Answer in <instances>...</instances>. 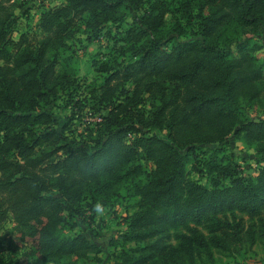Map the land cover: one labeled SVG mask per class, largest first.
Returning <instances> with one entry per match:
<instances>
[{
	"label": "trees",
	"instance_id": "1",
	"mask_svg": "<svg viewBox=\"0 0 264 264\" xmlns=\"http://www.w3.org/2000/svg\"><path fill=\"white\" fill-rule=\"evenodd\" d=\"M31 1L0 0V224L12 223L13 264H190L223 239L264 238V164L244 176L227 150L240 137L264 163V119L241 117L264 108L251 43L264 0H63L41 3L24 30ZM107 28L112 46L85 86L76 43ZM63 99L68 118L54 112ZM84 100L102 120L79 138ZM130 200L113 250L65 234L97 204ZM236 211L259 226L233 225Z\"/></svg>",
	"mask_w": 264,
	"mask_h": 264
},
{
	"label": "rangeland",
	"instance_id": "2",
	"mask_svg": "<svg viewBox=\"0 0 264 264\" xmlns=\"http://www.w3.org/2000/svg\"><path fill=\"white\" fill-rule=\"evenodd\" d=\"M63 0H32L30 2V13L31 17L28 19L26 17L29 7L18 11L20 16L21 29L33 28L35 22L38 20L40 15V4L46 3L55 5L57 2ZM26 12V13H25ZM113 29V34H116L117 30L115 27H109ZM99 37L98 40L88 44V47L83 50L84 44L76 43L79 53V78L82 82L85 83V86L93 81L97 76L95 72L94 60L102 57L101 54L108 52L109 46H112L113 40L110 39L107 30ZM84 40V36H81ZM251 43H255L261 46L259 50L256 51V55L264 60V37L261 36H252ZM233 51L237 53V48L234 46ZM65 99L59 101L55 107V113L61 118H68L71 115L70 107H66ZM82 106L87 107V101L84 100L81 102L78 110H82V115L80 117L76 116V119L72 122V128H76L75 136L81 138L80 133L84 132L86 125H93L98 121L102 113H96L94 109L87 107L84 109ZM73 110V109H72ZM106 113V112H105ZM243 119L256 120L264 119V108L262 107H246L241 113ZM72 134V136H74ZM229 153H232L236 156L238 164L241 166L242 174L245 176L251 174H257L258 170L264 164L260 157L257 155L254 147L247 144L242 138L235 137L232 135L230 137V143L227 148ZM145 167L147 170H151L153 165L151 162L146 161ZM196 179H199L197 174L194 175ZM133 202L123 201L117 204L115 207H105L102 206L104 211L103 214H98L95 211V208L91 211H88L87 222L88 226L82 224L73 231H65L66 235L80 234L85 233L90 236L96 235L98 244L102 245L103 248H113L109 246L113 237L119 233H123L127 230V216L130 212H133L132 208ZM236 214V215H235ZM235 214L230 215L229 221L232 224L241 223L242 227L245 225V228H249L253 223H256L258 226L257 219H250L248 216L243 215L241 212L236 211ZM247 230V229H245ZM175 234L174 236H176ZM172 236L170 240L167 239V243L176 244V240ZM241 240H231L223 239L220 241L221 246L212 247L209 253H203L202 257H196V261L190 264H264V238H259V233H254L253 236H248L245 233L241 235ZM12 238V223L3 222L0 224V264H13L14 259L17 256L15 255L13 248L9 247L8 240ZM18 244H21L18 241ZM120 248V246L116 247ZM103 256V255H102ZM110 264V263H109Z\"/></svg>",
	"mask_w": 264,
	"mask_h": 264
},
{
	"label": "clouds",
	"instance_id": "3",
	"mask_svg": "<svg viewBox=\"0 0 264 264\" xmlns=\"http://www.w3.org/2000/svg\"><path fill=\"white\" fill-rule=\"evenodd\" d=\"M95 211L98 213V214H103V207L100 205V204H97L96 207H95Z\"/></svg>",
	"mask_w": 264,
	"mask_h": 264
},
{
	"label": "built area",
	"instance_id": "4",
	"mask_svg": "<svg viewBox=\"0 0 264 264\" xmlns=\"http://www.w3.org/2000/svg\"><path fill=\"white\" fill-rule=\"evenodd\" d=\"M102 120V117L98 118V121L100 122Z\"/></svg>",
	"mask_w": 264,
	"mask_h": 264
}]
</instances>
